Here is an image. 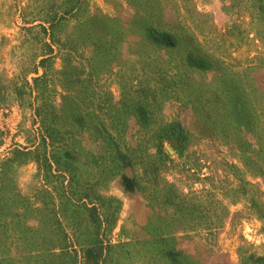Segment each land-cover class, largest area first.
I'll return each mask as SVG.
<instances>
[{
  "label": "rangeland",
  "instance_id": "obj_1",
  "mask_svg": "<svg viewBox=\"0 0 264 264\" xmlns=\"http://www.w3.org/2000/svg\"><path fill=\"white\" fill-rule=\"evenodd\" d=\"M160 5L224 65L157 98L180 147L156 148L126 106L143 73L129 0H0V264H237L238 247L264 251V0ZM42 105L56 121L51 173L9 159L35 143Z\"/></svg>",
  "mask_w": 264,
  "mask_h": 264
},
{
  "label": "trees",
  "instance_id": "obj_2",
  "mask_svg": "<svg viewBox=\"0 0 264 264\" xmlns=\"http://www.w3.org/2000/svg\"><path fill=\"white\" fill-rule=\"evenodd\" d=\"M129 1L133 4L134 9L138 10L135 13L137 17L133 20L137 32L134 52L143 73L137 86L128 91L129 102L126 106L141 127L152 128L150 134L157 139L156 148L165 139L174 146L180 147L182 146L183 129L174 122H160L155 112L157 98L163 94H176L174 96L177 98L182 87L188 84L189 70L212 69L220 71L224 67L223 61L213 51H209L205 44L201 43V39L194 34L192 26L188 23L179 19L175 23L164 22L160 13V0ZM161 65H167L169 71L158 74L156 80L149 82L147 71L151 69L159 71ZM228 81L232 82V78L229 77ZM234 87L239 89L236 85ZM232 94L233 99L238 101V90ZM43 107L44 105L34 107V121L37 123L35 143L30 148L14 146L10 150L9 159L34 161L40 170L51 173L52 155L49 154V151L52 149V142L58 140L54 136L56 129L53 128L56 121L55 115H50V111ZM111 117L114 118H112L110 126L113 125V122L115 123L114 119L119 117L118 112L115 115L112 114ZM153 123H158V125L153 127L150 125ZM97 132L99 131H94L95 134H99ZM103 132L109 137L112 136L106 129H103ZM101 136L103 137V135ZM177 198L182 200L183 195L179 193ZM263 214V211L258 212V215L263 216ZM236 254L237 264H264V251L258 254L255 251L243 250L242 247H238ZM97 257L94 259L95 264L101 263L100 255Z\"/></svg>",
  "mask_w": 264,
  "mask_h": 264
}]
</instances>
